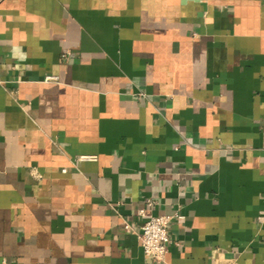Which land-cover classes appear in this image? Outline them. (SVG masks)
<instances>
[{
    "label": "crops",
    "instance_id": "0c3cea01",
    "mask_svg": "<svg viewBox=\"0 0 264 264\" xmlns=\"http://www.w3.org/2000/svg\"><path fill=\"white\" fill-rule=\"evenodd\" d=\"M0 71V264H264V0H0Z\"/></svg>",
    "mask_w": 264,
    "mask_h": 264
},
{
    "label": "built area",
    "instance_id": "2783aa9c",
    "mask_svg": "<svg viewBox=\"0 0 264 264\" xmlns=\"http://www.w3.org/2000/svg\"><path fill=\"white\" fill-rule=\"evenodd\" d=\"M46 80L52 79V77H46ZM0 71V85H3ZM153 202H149L152 205ZM140 214L145 216L144 210H140ZM172 220V216L167 214H160L150 216L139 227L138 237L141 243L144 254L153 259L157 264H169L167 261V254L169 251V244L171 243V237L169 234V225ZM127 230H130L128 224L125 225Z\"/></svg>",
    "mask_w": 264,
    "mask_h": 264
}]
</instances>
